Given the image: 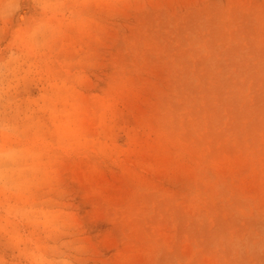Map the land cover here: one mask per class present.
I'll list each match as a JSON object with an SVG mask.
<instances>
[{
	"label": "clouds",
	"instance_id": "obj_1",
	"mask_svg": "<svg viewBox=\"0 0 264 264\" xmlns=\"http://www.w3.org/2000/svg\"><path fill=\"white\" fill-rule=\"evenodd\" d=\"M146 7L145 0H0V264H128L113 257L138 238L141 264H159L161 252L171 251L145 225L142 189L124 203L106 202L118 229L111 254L100 250L76 187L85 182L92 195L108 191L97 179L105 161L120 155L113 150L118 127L128 129L126 141H116L119 147H137L132 142L136 127L121 123L94 98L97 73L104 67L114 74L130 71L103 51L114 32L126 31L123 15ZM256 25L264 39V0H251L239 11L202 13L194 31L214 71L206 87L219 88L224 106L240 103L247 113L246 131L259 119L249 144L256 159L260 142L264 160V44L258 54ZM214 30L224 35L214 41ZM258 63L259 98L253 78ZM190 192L200 196L206 210L197 219L214 243L205 256L186 236L192 255L172 264H256L243 255L255 247L248 222H264V202L235 187L206 196L194 183ZM176 228L175 220L173 234Z\"/></svg>",
	"mask_w": 264,
	"mask_h": 264
},
{
	"label": "rangeland",
	"instance_id": "obj_2",
	"mask_svg": "<svg viewBox=\"0 0 264 264\" xmlns=\"http://www.w3.org/2000/svg\"><path fill=\"white\" fill-rule=\"evenodd\" d=\"M251 0H145L142 12H126L120 23L127 26L121 35L114 32L103 55L116 57L130 71L114 74L110 66L97 73L99 93L94 103L108 105L121 123L137 129L134 151H125L116 143H124L127 128H117L113 150L120 155L106 160L97 182L108 186L103 195L90 194L89 185L81 182L77 190L84 196L83 207L88 213L94 243L102 251L115 247L118 226L106 210V202L124 203L135 189H142L140 207L148 213L145 225L152 236L163 240L165 249L159 264H172L176 258L187 259L192 247L185 237L208 255L213 238L197 218L206 209L200 196L190 192L199 183L204 195H223L230 187L264 202V160L260 142L252 158L251 132L242 124L247 113L239 102L222 105L219 88L206 84L214 76L209 57L202 55L194 26L202 13L239 11ZM256 51L264 39L256 25ZM214 41L224 35L214 30ZM215 47V43L213 44ZM257 97L261 89L259 63L254 73ZM257 111L259 104L257 103ZM227 134V135H226ZM264 141V137H261ZM220 190V192H219ZM177 228L173 234L172 224ZM253 250L246 251L244 260L264 261V222L250 220ZM175 236V239H174ZM174 239V240H173ZM136 241L118 252L114 261L141 264L142 255ZM209 264L211 261L209 260Z\"/></svg>",
	"mask_w": 264,
	"mask_h": 264
}]
</instances>
